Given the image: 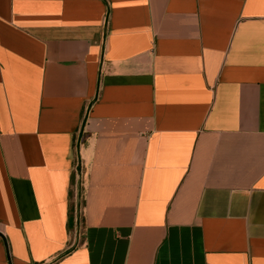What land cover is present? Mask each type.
<instances>
[{"label": "crops", "instance_id": "obj_1", "mask_svg": "<svg viewBox=\"0 0 264 264\" xmlns=\"http://www.w3.org/2000/svg\"><path fill=\"white\" fill-rule=\"evenodd\" d=\"M0 264H264V0H0Z\"/></svg>", "mask_w": 264, "mask_h": 264}, {"label": "built area", "instance_id": "obj_2", "mask_svg": "<svg viewBox=\"0 0 264 264\" xmlns=\"http://www.w3.org/2000/svg\"><path fill=\"white\" fill-rule=\"evenodd\" d=\"M77 174H79V170L77 168ZM74 221H75V224L77 226V228L80 227L81 223H80V211L79 209H76L75 212H74Z\"/></svg>", "mask_w": 264, "mask_h": 264}]
</instances>
